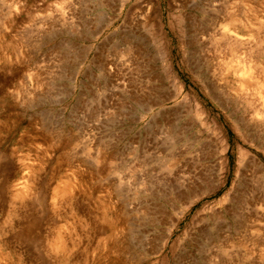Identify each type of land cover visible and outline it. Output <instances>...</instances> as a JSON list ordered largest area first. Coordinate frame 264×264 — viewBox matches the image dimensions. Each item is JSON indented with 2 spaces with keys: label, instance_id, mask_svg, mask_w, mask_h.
Instances as JSON below:
<instances>
[{
  "label": "rangeland",
  "instance_id": "1",
  "mask_svg": "<svg viewBox=\"0 0 264 264\" xmlns=\"http://www.w3.org/2000/svg\"><path fill=\"white\" fill-rule=\"evenodd\" d=\"M181 1L0 0V264H264V0Z\"/></svg>",
  "mask_w": 264,
  "mask_h": 264
},
{
  "label": "bare ground",
  "instance_id": "2",
  "mask_svg": "<svg viewBox=\"0 0 264 264\" xmlns=\"http://www.w3.org/2000/svg\"><path fill=\"white\" fill-rule=\"evenodd\" d=\"M188 1H190V0H183V1H181L182 2V4L181 5H179L178 4V2H177V4H178V6H180L181 8H185V7H189V8H191L195 13H196V15L198 16H200V15H209V14H217L218 12H220L221 11V5H222V3H220V4H217L218 3V1L219 0H198V2L194 5L193 3H194V1L192 0V1H190V2H192V3H189ZM222 1V0H221ZM179 2H180V0H179ZM231 2V1H230ZM234 2V1H233ZM176 3V2H175ZM214 3H216V4H214ZM226 3V2H225ZM236 4V3H235ZM148 5V4H147ZM219 5V6H218ZM177 6V7H178ZM157 7V6H156ZM227 7H228V4H227ZM224 7H222V9H223ZM135 10V9H134ZM147 10H149V8L147 9ZM228 10V9H227ZM137 11V10H136ZM228 11H230V10H228ZM138 12V11H137ZM157 12V11H156ZM128 13V12H127ZM221 13H222V11H221ZM142 14V13H141ZM138 15V14H137ZM147 15V14H146ZM154 15V14H153ZM143 16V15H142ZM154 17H156V16H154ZM163 17V16H162ZM210 17H213V15L212 16H210ZM144 18H145V16H144ZM216 18H218V17H216ZM235 18V17H234ZM186 19H189V18H186ZM207 19V18H206ZM232 19H233V17H232ZM236 19V18H235ZM216 20V19H215ZM219 20V19H218ZM217 20V21H218ZM147 22V21H146ZM192 23V22H191ZM186 24H188V23H186ZM185 24V25H186ZM236 24V23H235ZM238 24V23H237ZM241 24V23H240ZM240 24H239V26H240ZM138 25H139V23H138ZM143 25V24H142ZM144 26V25H143ZM152 26V25H151ZM192 26V25H191ZM202 26V25H201ZM187 27H188V25H187ZM190 27V26H189ZM199 27V26H198ZM150 28V27H149ZM191 29V28H190ZM198 29H200V27L198 28ZM225 29V28H224ZM223 29V33L225 32V34L223 35V36H221L220 38H226L227 40H225V41H227V42H230L231 43V45L232 46H234V44H235V46H237V44L236 43H238V41L240 40V38H238V36H234V35H230V33L229 32H226L225 30ZM189 31H191V30H188V32ZM213 32H214V30H212ZM216 31V30H215ZM145 32V31H144ZM154 32V31H153ZM158 32V31H157ZM168 32V31H167ZM147 33H148V31H147ZM151 34V33H150ZM125 35H127V34H125ZM140 35V34H139ZM202 35V34H201ZM129 36H130V34H129ZM128 36V37H129ZM152 38V37H151ZM192 38V37H191ZM204 38V37H203ZM216 38V37H215ZM130 39V38H129ZM139 39V38H138ZM150 39V38H149ZM151 40V39H150ZM156 40H157V38H156ZM192 40V39H191ZM242 40V39H241ZM240 40V41H241ZM123 41H124V39H123ZM243 41H245V40H243ZM242 41V42H243ZM128 42H130V41H128ZM153 42H154V40H153ZM189 42V41H188ZM245 42H247V41H245ZM190 43V42H189ZM233 43V44H232ZM245 44V43H244ZM230 45V44H229ZM230 45V46H231ZM239 45H243V44H239ZM239 45L237 46V48H239L240 49V47H239ZM191 46V45H190ZM234 49V48H233ZM235 49H236V47H235ZM131 50V49H130ZM133 50V49H132ZM232 50V49H231ZM237 50V49H236ZM236 50H234V51H236ZM141 53V52H140ZM131 54V53H130ZM129 56V55H128ZM141 56V55H140ZM158 56V55H157ZM159 58V57H158ZM150 60V59H149ZM247 69V71L246 70H237L236 72H237V74H238V76H239V78L241 79V83H240V86H239V89H240V95L243 97V99H242V101L244 100L245 102H246V104H248V106H251V102H252V99L250 100V98H251V96L253 97H257V106H258V103L260 104V105H262L261 104V102L260 101H262L263 99L261 98L262 97V95H263V93H262V95H261V93L258 95V93L261 91V87L259 86V84H256V82L254 81V80H252V83L253 82H255V84L256 85H258V87H260L259 89H260V91L258 92V91H255L256 93H249V91H248V89H246V88H249L250 87V85H249V81L251 80V79H253V73L251 74L250 72H249V70L250 69H248V68H246ZM251 71V70H250ZM215 79V78H214ZM213 80V79H212ZM256 80V79H255ZM216 81V80H215ZM212 84H215L214 82H212ZM262 84V83H261ZM218 85V84H217ZM220 85H222V84H220ZM211 86V85H210ZM213 87V86H212ZM263 87V86H262ZM253 88V87H252ZM221 89V88H220ZM222 90V89H221ZM250 90V89H249ZM224 92V91H223ZM254 92V91H253ZM218 94V93H217ZM223 94V93H222ZM250 94V95H249ZM264 96V95H263ZM239 97V96H238ZM230 98V97H229ZM218 99V98H217ZM240 99V100H241ZM262 99V100H261ZM231 100V99H230ZM255 99L253 98V101H254ZM227 101V100H226ZM254 103V102H253ZM221 105V104H220ZM254 105H255V103H254ZM259 105V106H260ZM220 107V106H219ZM242 107V106H241ZM262 107H263V105H262ZM237 108V107H236ZM261 108V107H260ZM146 110V109H145ZM256 110V109H255ZM264 110V109H263ZM148 111V110H147ZM263 113V112H262ZM261 113V114H262ZM233 114V113H232ZM260 113H258V112H256L254 115H250V118H248L249 120H248V125L249 124H252L253 126H255V127H264V116L263 115H261ZM237 116V115H236ZM243 118V117H242ZM241 120V119H240ZM246 124H247V122H246ZM243 125V124H242ZM252 127V126H251ZM255 129V128H254ZM260 129V128H259ZM256 130V129H255ZM257 132L259 131V130H256ZM261 131V130H260ZM259 131V132H260ZM175 134V133H174ZM263 135V134H262ZM171 137V136H170ZM172 138V137H171ZM164 139V138H163ZM165 140V139H164ZM167 140H168V138H167ZM175 140V139H174ZM170 141V140H169ZM209 143V142H208ZM187 146V145H186ZM209 146L210 147H204V149H205V151L206 152H204V160H207V159H209V162L211 161V166L209 167V168H206L205 167V169H203L202 171H201V173H200V175L199 176H201V179H203V184H204V186L206 187V191L209 189H211L210 187H208V185H209V182L211 181V180H209V177H213V174H215L216 173V168H217V163H216V159H218L217 158V156H219V151H217V149L214 147V146H212V145H210L209 144ZM212 146V147H211ZM166 147H168V146H166ZM223 148V147H222ZM177 149V148H176ZM208 149H210V150H208ZM221 149V148H220ZM165 150V149H164ZM174 150V149H173ZM178 150V149H177ZM176 150V152H178ZM161 151V150H160ZM171 151V150H170ZM179 151H180V149H179ZM244 151V150H243ZM174 152V151H173ZM183 152V151H182ZM220 152H222L223 153V151L221 150ZM226 152V151H225ZM170 153V152H169ZM179 153H181V152H179ZM221 153V154H222ZM249 153V152H248ZM179 156V155H178ZM240 156V157H239ZM239 158H241V160L243 161V164H242V169L244 170V173H246L245 172V170H247L248 168H249V170H251V168H254V170L256 171V173L259 175V174H263L264 173V167H263V165H262V163L260 162V161H256V159H253V158H250L249 156H248V154L247 153H245V152H240L239 153ZM175 157V156H174ZM221 161V160H220ZM213 162V163H212ZM210 165V164H209ZM209 165H207V166H209ZM236 167V166H235ZM249 170H247V171H249ZM238 171H239V169H238ZM218 172V171H217ZM252 172V171H251ZM244 173H239L240 175H242L243 176V174ZM253 173H254V171H253ZM212 175V176H211ZM235 175V174H234ZM244 175H246V174H244ZM248 175H251V174H248ZM252 175H254L255 176V174H252ZM251 175V176H252ZM258 175H256V176H258ZM253 176V177H254ZM237 177V176H236ZM238 177H239V175H238ZM247 177V176H246ZM264 177V176H263ZM252 178V177H251ZM256 178V177H255ZM200 179V180H201ZM249 180H250V177L248 178ZM209 180V181H208ZM243 180H244V178H243ZM245 180H247V179H245ZM242 182V181H241ZM245 182V181H244ZM255 182V181H254ZM254 182H251V184L252 183H254ZM258 183H260V182H258ZM210 185H211V182H210ZM246 185V184H245ZM252 185H254L255 186V184H252ZM246 186H248V185H246ZM250 186V185H249ZM208 188V189H207ZM234 188V187H233ZM250 188V187H249ZM248 188V189H249ZM252 188H253V186H252ZM252 188H251V190H252ZM235 189V188H234ZM260 189V188H259ZM218 190V187L217 188H213V189H211L210 190V193L211 194H213V193H215L216 191ZM251 190H249V191H251ZM230 191V190H229ZM255 191V190H254ZM253 193V192H252ZM251 193V194H252ZM255 193V192H254ZM258 194H259V192H258ZM227 195V194H226ZM234 196V195H233ZM264 197V196H263ZM194 199V198H193ZM238 200V199H237ZM259 200V199H258ZM224 201V200H223ZM222 201V202H223ZM251 201V200H250ZM197 202V200H194L193 202H191V204L189 205V207H191V206H193L195 203ZM248 204H249V202H247ZM258 204V203H257ZM244 205H246V204H244ZM243 205V206H244ZM252 205V204H251ZM254 205V204H253ZM255 206V205H254ZM236 207V206H235ZM257 207H259L258 205H257ZM233 211V210H232ZM227 212V211H226ZM234 213V212H233ZM235 213H237V212H235ZM261 213V212H260ZM179 214V213H178ZM209 216V215H208ZM260 216V215H259ZM237 217V216H236ZM240 217H241V215H240ZM253 217V216H252ZM249 218H250V216H249ZM237 219V218H236ZM257 220V219H256ZM238 222H239V219L237 220ZM255 222V221H254ZM239 223H241V222H239ZM229 224V223H228ZM259 224H261L260 222H259ZM245 226V224L243 225V227ZM249 226V225H248ZM247 226V227H248ZM251 227V226H250ZM227 228H228V225H227ZM244 229V228H243ZM256 229V228H255ZM229 230V229H228ZM244 231H246L245 229H244ZM223 232V231H222ZM254 232V231H253ZM252 232V233H253ZM252 233H250V234H252ZM229 234V233H228ZM256 234V233H255ZM163 235V234H162ZM203 235V234H202ZM245 235V234H244ZM253 235V234H252ZM260 235V234H259ZM211 236V235H210ZM251 236V235H250ZM256 236V235H255ZM257 236H258V234H257ZM145 237V236H144ZM160 237H161V235H160ZM222 237V236H221ZM224 237V236H223ZM143 238V237H142ZM207 238V237H206ZM252 238V237H251ZM254 238V237H253ZM257 238V237H256ZM261 238V237H260ZM146 239V238H145ZM148 239V238H147ZM210 239V238H209ZM225 239V238H224ZM223 239V240H224ZM240 239V238H239ZM263 239V238H262ZM197 240V239H196ZM255 241V240H254ZM264 241V240H263ZM165 242V241H164ZM260 242V241H259ZM262 242V241H261ZM158 243V242H157ZM224 243V242H223ZM227 244V243H226ZM259 244V243H258ZM159 245V244H158ZM164 245V244H163ZM191 245V244H190ZM152 246V245H151ZM224 246V245H223ZM159 247V246H158ZM157 247V248H158ZM214 247V246H213ZM224 248V247H223ZM161 249V248H160ZM217 249V248H216ZM219 249V248H218ZM262 249V248H261ZM162 250V249H161ZM214 250V249H213ZM225 250V249H224ZM153 251V250H152ZM159 251V250H158ZM207 251V250H206ZM210 251H212L211 249H210ZM228 251H229V249H228ZM230 251H231V249H230ZM151 252V251H150ZM155 252V251H154ZM227 252V251H226ZM156 253V252H155ZM154 253V255H157V254H155ZM173 254V253H172ZM145 255V254H144ZM153 255V254H152ZM171 255V254H170ZM202 255V254H201ZM205 255V254H204ZM219 255V254H218ZM163 256V255H162ZM192 256V255H191ZM219 257V256H218ZM202 258H204V257H202ZM208 258V257H207ZM215 258V257H214ZM220 258V257H219ZM143 259V258H142ZM161 259V258H160ZM216 259V258H215ZM164 260V259H163ZM206 260V259H205ZM224 260V259H223ZM226 260V259H225ZM250 261V260H249ZM161 262V264H162V261H160ZM221 262V261H220ZM164 263V262H163ZM195 263H196V261H195ZM213 263V262H212ZM188 264V263H187ZM194 264V263H193ZM199 264V263H198ZM223 264H224V262H223Z\"/></svg>",
  "mask_w": 264,
  "mask_h": 264
}]
</instances>
